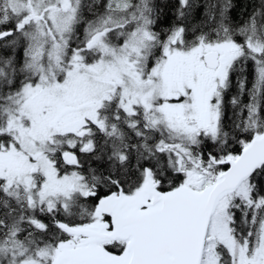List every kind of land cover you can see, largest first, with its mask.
Masks as SVG:
<instances>
[{
	"label": "snow or ice",
	"instance_id": "obj_1",
	"mask_svg": "<svg viewBox=\"0 0 264 264\" xmlns=\"http://www.w3.org/2000/svg\"><path fill=\"white\" fill-rule=\"evenodd\" d=\"M0 264H264V0H0Z\"/></svg>",
	"mask_w": 264,
	"mask_h": 264
}]
</instances>
